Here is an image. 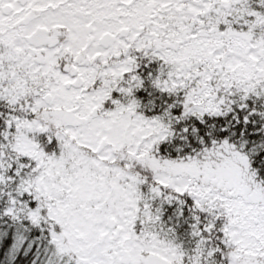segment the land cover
I'll use <instances>...</instances> for the list:
<instances>
[{"label": "snow or ice", "instance_id": "6c2138e0", "mask_svg": "<svg viewBox=\"0 0 264 264\" xmlns=\"http://www.w3.org/2000/svg\"><path fill=\"white\" fill-rule=\"evenodd\" d=\"M0 264H264V0H0Z\"/></svg>", "mask_w": 264, "mask_h": 264}]
</instances>
